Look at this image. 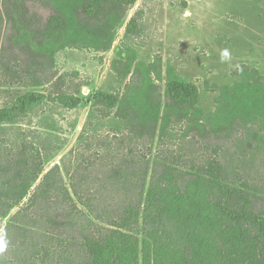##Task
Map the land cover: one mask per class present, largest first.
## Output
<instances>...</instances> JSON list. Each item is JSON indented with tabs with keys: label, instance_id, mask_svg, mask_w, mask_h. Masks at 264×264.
Here are the masks:
<instances>
[{
	"label": "trees",
	"instance_id": "1",
	"mask_svg": "<svg viewBox=\"0 0 264 264\" xmlns=\"http://www.w3.org/2000/svg\"><path fill=\"white\" fill-rule=\"evenodd\" d=\"M74 1L66 23L46 0H0L4 73L47 88L49 102L67 112L81 106L89 84L76 71L59 72L57 54L108 52L137 0ZM136 15L109 68L142 104L97 94L78 143L59 162L45 169L62 144L43 155V144L15 126L19 109L0 108V264H264V184L230 182L226 166L201 163L205 149L245 130V119L204 122L197 86L161 56L140 60L126 43ZM230 77L264 95L259 70L239 65ZM110 119L119 125L97 134Z\"/></svg>",
	"mask_w": 264,
	"mask_h": 264
},
{
	"label": "rangeland",
	"instance_id": "2",
	"mask_svg": "<svg viewBox=\"0 0 264 264\" xmlns=\"http://www.w3.org/2000/svg\"><path fill=\"white\" fill-rule=\"evenodd\" d=\"M46 1L61 13L66 23L74 22V0ZM136 12L134 28L126 43L137 50L139 59L150 61L155 55L161 56L165 66L169 64L177 76L194 83L199 91L200 116L211 127L224 126L234 118H244L247 123L246 129L223 148L205 149L201 163L218 162L226 166L232 175L228 178L230 182L244 176L248 185H263L264 95L246 89L241 81L230 77V71L246 65L264 75V0H137L108 52L65 50L57 54L59 72L76 71L89 84L81 89L82 104L78 109L67 112L52 105L47 88L10 79L1 66L0 108L19 109L15 126L23 129L35 144H43V155H47L50 147L62 144L59 152H50L56 153V157L45 165L48 169L78 143L97 94L118 100L127 94L131 103L141 105V94L126 92V81L117 79L109 68L114 50ZM50 22L58 21L51 18ZM71 35L76 33L71 30ZM11 68L17 69L18 64H11ZM75 120L73 130L70 126ZM118 125V121L110 119L99 123L95 132L102 134ZM6 134L7 139H16V133ZM167 187L186 193V188L175 184Z\"/></svg>",
	"mask_w": 264,
	"mask_h": 264
},
{
	"label": "clouds",
	"instance_id": "3",
	"mask_svg": "<svg viewBox=\"0 0 264 264\" xmlns=\"http://www.w3.org/2000/svg\"><path fill=\"white\" fill-rule=\"evenodd\" d=\"M225 55H227V53H225Z\"/></svg>",
	"mask_w": 264,
	"mask_h": 264
}]
</instances>
